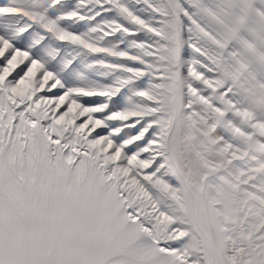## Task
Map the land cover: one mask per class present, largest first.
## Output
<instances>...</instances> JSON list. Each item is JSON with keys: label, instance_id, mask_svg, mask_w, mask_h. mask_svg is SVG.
<instances>
[{"label": "snow or ice", "instance_id": "1", "mask_svg": "<svg viewBox=\"0 0 264 264\" xmlns=\"http://www.w3.org/2000/svg\"><path fill=\"white\" fill-rule=\"evenodd\" d=\"M0 264H264V0H0Z\"/></svg>", "mask_w": 264, "mask_h": 264}]
</instances>
